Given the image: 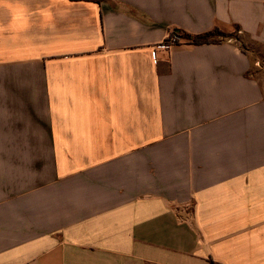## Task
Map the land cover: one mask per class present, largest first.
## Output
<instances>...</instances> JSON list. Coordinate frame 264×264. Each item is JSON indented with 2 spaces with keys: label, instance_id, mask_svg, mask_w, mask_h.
<instances>
[{
  "label": "crops",
  "instance_id": "crops-1",
  "mask_svg": "<svg viewBox=\"0 0 264 264\" xmlns=\"http://www.w3.org/2000/svg\"><path fill=\"white\" fill-rule=\"evenodd\" d=\"M0 264H264V0H0Z\"/></svg>",
  "mask_w": 264,
  "mask_h": 264
},
{
  "label": "trees",
  "instance_id": "trees-1",
  "mask_svg": "<svg viewBox=\"0 0 264 264\" xmlns=\"http://www.w3.org/2000/svg\"><path fill=\"white\" fill-rule=\"evenodd\" d=\"M179 34L181 39H184L188 44L191 45L203 46L204 44H218L226 40H235L237 42L239 41L237 32H235L234 34H225L217 29L196 36H187L182 33ZM241 50L244 51V48L242 46H241Z\"/></svg>",
  "mask_w": 264,
  "mask_h": 264
},
{
  "label": "built area",
  "instance_id": "built-area-1",
  "mask_svg": "<svg viewBox=\"0 0 264 264\" xmlns=\"http://www.w3.org/2000/svg\"><path fill=\"white\" fill-rule=\"evenodd\" d=\"M182 39L180 38V34L177 33L176 31H172L169 34V37L167 41L161 45L159 48H169L170 46L181 44Z\"/></svg>",
  "mask_w": 264,
  "mask_h": 264
}]
</instances>
